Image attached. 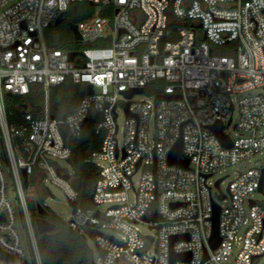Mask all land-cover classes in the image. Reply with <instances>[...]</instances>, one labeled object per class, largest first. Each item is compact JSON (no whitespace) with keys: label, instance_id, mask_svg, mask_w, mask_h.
Wrapping results in <instances>:
<instances>
[{"label":"built area","instance_id":"2783aa9c","mask_svg":"<svg viewBox=\"0 0 264 264\" xmlns=\"http://www.w3.org/2000/svg\"><path fill=\"white\" fill-rule=\"evenodd\" d=\"M73 3L102 6L103 14L76 24L81 41L100 45L47 43L44 30ZM213 46L236 53L216 54ZM70 51L82 54L70 61ZM67 78L91 84L93 93L86 88L77 108L59 119L50 112L49 89ZM158 80L166 84L154 101L135 99L143 92L126 95ZM35 83L45 89L41 116L22 107L9 112L7 92L21 97ZM257 88H264V0H0V264L9 263L1 251L17 264H42L25 188L50 174L71 202L78 200L70 174L53 160L70 159L65 133L80 138L90 120L102 136L91 152L100 174L93 204L107 206L95 212L78 205L67 223L81 236L94 233L101 250L94 264H256L264 255V207L252 194L263 166L238 172L227 193L208 180L264 149V93H252ZM162 94L176 97L158 99ZM219 122L229 147L211 128ZM180 139L187 167L169 161ZM215 204L220 242L212 248Z\"/></svg>","mask_w":264,"mask_h":264},{"label":"trees","instance_id":"16d2710c","mask_svg":"<svg viewBox=\"0 0 264 264\" xmlns=\"http://www.w3.org/2000/svg\"><path fill=\"white\" fill-rule=\"evenodd\" d=\"M85 8L90 9L92 5L82 3ZM69 11V9H68ZM67 11V13H68ZM66 13V14H67ZM90 15L89 12L82 13L79 18L85 19ZM55 47L67 48L66 45ZM93 46L100 45L98 42ZM75 47L74 49H77ZM80 50V49H78ZM166 84L164 80L154 81L148 85L145 90H155L157 94L163 92ZM39 83L31 85L30 91L24 96L5 95V104L9 112L19 113L18 105L24 99L33 106V113L36 117L41 116L40 107L45 102V89ZM85 95L83 83H75L71 78H67L60 85L51 86L49 89L50 112L55 118L63 119L69 113L73 112L80 99ZM95 121H88L83 129L80 138H74L65 133L66 144L71 148L70 163L75 170L76 179L72 183L78 192V203L81 201H90L96 182L100 176L99 168L91 159V152L97 150L102 142V137L94 132ZM264 193V185H263ZM34 207V202H31ZM30 208V205H29ZM36 208V205H35ZM34 208V209H35ZM87 209L86 206H84ZM31 210V209H30ZM48 219L56 223L55 230L37 235V242L42 264H94L93 251L77 231L72 230L68 223L64 222L57 214L49 211ZM36 213V209H35ZM31 264H35L31 261Z\"/></svg>","mask_w":264,"mask_h":264},{"label":"rangeland","instance_id":"374dc122","mask_svg":"<svg viewBox=\"0 0 264 264\" xmlns=\"http://www.w3.org/2000/svg\"><path fill=\"white\" fill-rule=\"evenodd\" d=\"M85 12H89L90 15L103 14L101 5H92L90 9H87L85 8V6H83L82 3H73L69 8L68 13L66 14L67 19L64 22H61L58 25L53 24L44 30V36L47 43L49 45L50 43H53L54 45L57 46L66 45L68 46L67 47L68 49H74L75 47H78L77 49L80 50L93 46L92 43L90 42L76 41L74 39L73 31L70 29L69 25L67 24L68 20L72 21L74 24H77L78 22L82 21L79 18V16ZM143 19L144 17L141 16L139 22H142ZM213 47H214V52L216 54L234 55L236 53L234 50H231L228 46H213ZM83 85L86 91V85L85 84ZM252 93H264V88H257L253 90ZM156 96L157 93L154 89L153 90L147 89L142 94L135 95V99L145 98L154 101L156 99ZM117 112H118L117 123L119 125V131L118 134H116V137L120 142H122L123 129L125 127V120H126V114H125L123 102H120V104L118 105ZM236 117H237V113H235L234 115V118ZM227 132L231 133L232 136H235V131L232 128L228 129ZM0 155L2 156L1 159H2V163L4 164L5 160L3 153L1 152V145H0ZM53 162L55 165H57V167L61 168L63 171H66L70 174L71 176L70 182L74 187L72 183V179L74 178L76 179V176H75V170L72 167L71 163H68L67 160H63V159H54ZM93 162L96 164L95 161ZM262 166H264V149L262 150V152L256 153L254 156L250 157L249 159L245 160L240 164H237L235 166H228L224 169H221L220 171L213 174L209 178L208 182L214 184L218 179L222 178L220 183V189L223 193H227L228 192L227 187L229 182L237 175L238 172L245 169L246 167H262ZM25 190L28 196V203L30 205L31 212L33 213V217L37 216V214L35 213V209H36L35 205L37 202H40L48 211H52L55 214H57L64 222L67 223L68 220L71 219L73 215V208L70 205L71 201L68 199L64 190L60 186L52 182V177L50 174H44V177L41 181L32 180L30 182V185L26 187ZM215 190L220 191L218 187H216ZM252 198L257 200V202L264 207L263 191L253 192ZM31 202H34V207L31 206ZM78 205L83 208L84 206H86L87 209L84 208L85 210L95 211V212L99 210L102 211L107 206L106 204H101L99 206H96L93 204L92 199H90L89 202L81 201L80 203H78ZM221 205L225 206L227 205V202L222 201ZM140 227L145 234H153V235L155 234V230H150L146 224H140ZM98 233L102 235H116V231L113 229H101L100 232ZM86 242L93 251V259H94L98 254L94 233H89V232L86 233ZM31 263L32 262L30 261L29 264ZM263 263H264V255L256 259V264H263Z\"/></svg>","mask_w":264,"mask_h":264},{"label":"water","instance_id":"95a60500","mask_svg":"<svg viewBox=\"0 0 264 264\" xmlns=\"http://www.w3.org/2000/svg\"><path fill=\"white\" fill-rule=\"evenodd\" d=\"M65 20H66L65 12H62L53 24L58 25L61 22H64ZM67 24L69 25L70 29L73 31L74 39L76 41H81L82 37L80 35V32L78 31L77 25L74 24L70 20L67 21ZM198 26L202 27V24L200 23V24H198ZM206 37H207V35L205 32L203 38L206 39ZM81 54H82L81 51H70L69 52L70 61H73L76 55H81ZM86 88H87V93H89V94L93 93V86L91 84H87ZM142 92H144V89L138 88V89H133L131 91L126 92V95L128 97H131L135 93H142ZM7 95L10 96L11 93L7 92ZM174 97H176V96L170 95V94H162V95L158 96V99H164V98L170 99V98H174ZM21 107H22L23 111H26V110L32 111L33 110V106L30 105L29 103H27L26 101H24L20 106H18V109H20ZM223 127H224V125L220 122L211 126L212 130L218 135V137L221 139L223 144L229 147V146H231V141L228 139V137L226 135H224L222 133ZM182 147H183L182 146V140L180 139L175 144V146L173 147V149L169 155V161H170V163L179 164V165L187 167L189 164V160L183 158ZM67 162L70 163V159H68ZM65 178L68 179L69 175L66 174ZM221 180H222V178L218 179L216 182V185L219 187V189H220ZM24 182H25V185L27 186L28 185V176L25 173H24ZM263 185H264V166L262 168V177H261V182H260V186H259L260 192L263 191ZM220 197L224 198V195H221ZM91 199L93 201V195H92ZM251 203L253 204L254 201H251ZM70 205L72 206L73 212H74L78 206V201H72V202H70ZM36 210H37V216L34 218V221H35V226H36L37 232L39 234H42L45 232H51V231L55 230L56 223L52 222L51 220L48 219L50 212L40 202L36 203ZM219 214H220V207L215 204V210H214V214L212 217V221H213L212 235L210 238V244H211L212 248H216L220 242ZM153 219L156 220L157 216H154ZM82 237L84 239L86 238L85 235H82ZM182 237H184V236H182ZM98 250L101 252L100 249H98ZM1 258L8 261L9 262L8 264H17V263H14V256L8 255L2 251H1ZM176 258L188 259L189 254H173L172 259H176ZM18 264H29V262L27 259H25L24 261H22L21 263H18Z\"/></svg>","mask_w":264,"mask_h":264},{"label":"crops","instance_id":"0c3cea01","mask_svg":"<svg viewBox=\"0 0 264 264\" xmlns=\"http://www.w3.org/2000/svg\"><path fill=\"white\" fill-rule=\"evenodd\" d=\"M40 109V108H39Z\"/></svg>","mask_w":264,"mask_h":264},{"label":"flooded vegetation","instance_id":"af4514ba","mask_svg":"<svg viewBox=\"0 0 264 264\" xmlns=\"http://www.w3.org/2000/svg\"><path fill=\"white\" fill-rule=\"evenodd\" d=\"M24 100V99H23Z\"/></svg>","mask_w":264,"mask_h":264}]
</instances>
